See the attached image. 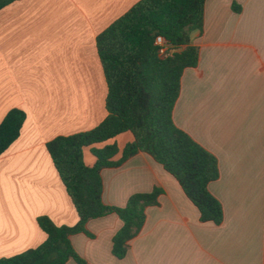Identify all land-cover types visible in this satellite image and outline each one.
Here are the masks:
<instances>
[{
	"label": "crops",
	"instance_id": "obj_1",
	"mask_svg": "<svg viewBox=\"0 0 264 264\" xmlns=\"http://www.w3.org/2000/svg\"><path fill=\"white\" fill-rule=\"evenodd\" d=\"M138 1L16 0L0 9V121L13 108L26 114L0 155V259L45 240L40 216L58 226L77 223L46 144L105 118L96 37ZM189 44L198 64L182 73L172 118L216 158L219 176L208 191L222 222H200L176 180L139 152L101 171L102 201L123 207L131 195L157 187L158 204L146 208L123 259L111 254L122 224L115 214L89 220L92 237L70 236L89 264H264V0H206L202 31H193ZM132 141L126 131L92 148L115 144L117 160ZM90 148L83 150L87 166L95 162Z\"/></svg>",
	"mask_w": 264,
	"mask_h": 264
},
{
	"label": "trees",
	"instance_id": "obj_2",
	"mask_svg": "<svg viewBox=\"0 0 264 264\" xmlns=\"http://www.w3.org/2000/svg\"><path fill=\"white\" fill-rule=\"evenodd\" d=\"M16 0H0V9ZM206 0H140L96 37V51L106 82L105 118L94 128L57 136L46 150L68 194L78 221L73 226L55 225L48 217L36 219L45 240L36 248L1 258L0 264H89L79 256L70 236L83 233L91 219L115 214L120 228L111 239V254L123 259L130 241L141 231L147 207L158 204L160 188L131 195L123 207L102 201L101 171L122 165L142 152L170 174L196 207L202 223L219 225L223 211L208 185L219 176L216 158L173 122L172 112L186 68L198 64V50L189 44L193 31H202ZM232 10L239 11L236 4ZM157 35L183 46L171 57L161 58L153 44ZM26 114L13 108L0 121V155L17 139ZM129 131L133 141L121 150L115 144L92 148ZM91 147V148H90ZM84 148L95 158L83 161Z\"/></svg>",
	"mask_w": 264,
	"mask_h": 264
},
{
	"label": "built area",
	"instance_id": "obj_3",
	"mask_svg": "<svg viewBox=\"0 0 264 264\" xmlns=\"http://www.w3.org/2000/svg\"><path fill=\"white\" fill-rule=\"evenodd\" d=\"M153 44L156 47L157 53L161 58L171 57L174 53H177L183 49V46L170 44L161 35L155 36ZM263 68H264V63H263Z\"/></svg>",
	"mask_w": 264,
	"mask_h": 264
}]
</instances>
